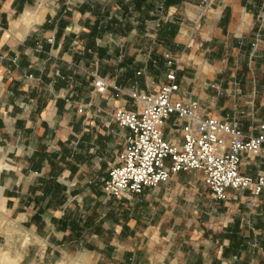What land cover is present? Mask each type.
<instances>
[{
	"label": "crops",
	"instance_id": "0c3cea01",
	"mask_svg": "<svg viewBox=\"0 0 264 264\" xmlns=\"http://www.w3.org/2000/svg\"><path fill=\"white\" fill-rule=\"evenodd\" d=\"M168 61L174 99L236 119L247 136L260 132L264 0H0V224L80 249L98 242L116 264H264V187L227 189L219 200L176 179L145 189L132 220L124 200L102 192L98 161L117 159L128 133L113 112L135 110L129 86L156 91ZM113 86L125 92L114 96ZM178 126L171 115L164 138L180 144ZM240 172L264 175V142ZM153 204L161 215L139 216Z\"/></svg>",
	"mask_w": 264,
	"mask_h": 264
},
{
	"label": "built area",
	"instance_id": "2783aa9c",
	"mask_svg": "<svg viewBox=\"0 0 264 264\" xmlns=\"http://www.w3.org/2000/svg\"><path fill=\"white\" fill-rule=\"evenodd\" d=\"M167 65L166 82L156 92L134 88L128 93L135 110L117 108L113 112V121L128 133L122 151L102 179V192L108 198H127L168 181L178 172L196 171L216 199H224L227 189L248 188L258 194L264 187V175L255 179L243 175L240 164L243 155L259 153L264 121L257 135L247 136L236 119L201 115L197 103L174 99L178 84L171 61ZM93 86L103 94L109 85L104 78L95 77ZM171 115H175L182 134L180 144L163 136V123Z\"/></svg>",
	"mask_w": 264,
	"mask_h": 264
},
{
	"label": "rangeland",
	"instance_id": "374dc122",
	"mask_svg": "<svg viewBox=\"0 0 264 264\" xmlns=\"http://www.w3.org/2000/svg\"><path fill=\"white\" fill-rule=\"evenodd\" d=\"M95 77H99V76H95ZM165 82L166 80L162 83L164 84ZM134 88L140 90L135 86L131 88L129 86L128 89L126 90L131 91ZM111 89L113 90L114 96H116V93L125 92L123 89H119L118 86H113L111 87ZM156 91L147 92V93H154ZM126 94L128 95L127 98L135 104L134 100L130 97L129 93ZM113 141L116 142L115 144L113 142L114 148L116 149L122 148L123 143L121 145L119 144L120 139L118 136L116 138H113ZM113 159L114 160H108V161L102 160L98 162L100 163L101 167L105 168V172L108 173L110 166L116 161V156L115 158L113 156ZM175 175L176 176L173 175L168 181L158 185H162L166 183L174 184V182L177 179L179 184L187 188H192L193 186L203 187L204 182L201 178L202 174L200 172L195 173L193 171L184 174H179L178 172ZM101 184H102V180H101ZM208 191L210 193V190ZM145 192L146 191H143L139 195H132L127 198L126 197L115 198L118 199L119 201L124 200L121 202L127 203V206L129 207L128 215H127L128 220H132L131 216H134V214L136 215L139 206L145 208L143 204L145 200L143 195ZM199 197L200 199L198 202L202 203L203 197H205V193L202 192ZM206 199L207 197H205L204 201H206ZM184 202L185 200H180L178 202L179 206L184 207L185 206ZM158 207L159 204H153L149 206L148 209H146L148 211L146 215L144 213L143 215H139V216L142 218L144 216L148 218L149 215L153 213V211L156 210ZM161 213L162 211L156 210V213L154 214L155 219L156 217L161 215ZM197 214L198 215L200 214L199 210H197ZM125 215L123 216V218L125 217ZM186 218L190 220L191 213L186 215ZM3 221L7 222V220H3ZM42 232L43 230L40 229V227H38L36 236L42 237L43 235ZM96 243L98 242L91 241L90 246H88V243H86L85 247L80 249L81 247L78 246V242L75 241L73 242L71 240H67V241L58 240L57 238H55V236H51V238L45 241L35 237L32 238L31 236L30 238L27 236L24 238L23 233L20 230L18 231L15 226L4 223V224H0V264H116L115 262L117 258L119 259V257L110 258V256L107 257L101 256L103 254V249L97 248ZM129 262L130 261H124L122 264H131Z\"/></svg>",
	"mask_w": 264,
	"mask_h": 264
}]
</instances>
